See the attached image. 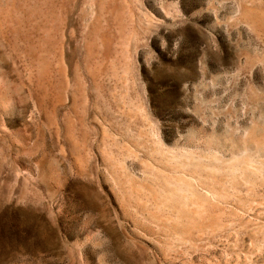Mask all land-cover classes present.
Listing matches in <instances>:
<instances>
[{
	"label": "rangeland",
	"instance_id": "rangeland-1",
	"mask_svg": "<svg viewBox=\"0 0 264 264\" xmlns=\"http://www.w3.org/2000/svg\"><path fill=\"white\" fill-rule=\"evenodd\" d=\"M263 139L264 0H0V264H264Z\"/></svg>",
	"mask_w": 264,
	"mask_h": 264
},
{
	"label": "bare ground",
	"instance_id": "bare-ground-1",
	"mask_svg": "<svg viewBox=\"0 0 264 264\" xmlns=\"http://www.w3.org/2000/svg\"><path fill=\"white\" fill-rule=\"evenodd\" d=\"M262 139V138H261ZM247 142V141H246ZM257 142V141H256ZM248 143H250L249 141H248ZM264 144V139L261 141V140H259L258 141V151H259V154L261 155V156H263L264 155V153L262 152V146L261 145H263ZM260 147V148H259ZM237 162V161H236ZM236 165H240L239 167L242 169V172L244 171L243 169H245V167H247V166H249L250 165V159L248 158V157H246V158H242V159H240L239 160V163L238 164H236Z\"/></svg>",
	"mask_w": 264,
	"mask_h": 264
},
{
	"label": "water",
	"instance_id": "water-1",
	"mask_svg": "<svg viewBox=\"0 0 264 264\" xmlns=\"http://www.w3.org/2000/svg\"><path fill=\"white\" fill-rule=\"evenodd\" d=\"M185 78H186V76H184V75H182V74H177V75L173 78V84L176 85V86H178V85L181 83V81H182L183 79H185Z\"/></svg>",
	"mask_w": 264,
	"mask_h": 264
}]
</instances>
